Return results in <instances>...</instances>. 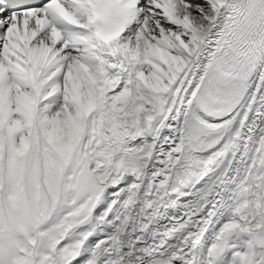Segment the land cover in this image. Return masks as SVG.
Masks as SVG:
<instances>
[{"label": "snow or ice", "instance_id": "6c2138e0", "mask_svg": "<svg viewBox=\"0 0 264 264\" xmlns=\"http://www.w3.org/2000/svg\"><path fill=\"white\" fill-rule=\"evenodd\" d=\"M0 264H264V0H0Z\"/></svg>", "mask_w": 264, "mask_h": 264}]
</instances>
